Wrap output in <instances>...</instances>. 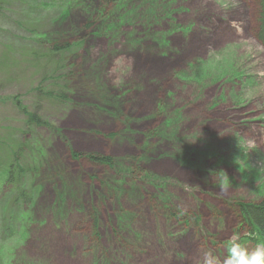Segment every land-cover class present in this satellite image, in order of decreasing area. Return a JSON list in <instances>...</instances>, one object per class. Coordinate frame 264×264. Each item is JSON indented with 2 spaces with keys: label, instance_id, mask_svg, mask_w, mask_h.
Wrapping results in <instances>:
<instances>
[{
  "label": "rangeland",
  "instance_id": "374dc122",
  "mask_svg": "<svg viewBox=\"0 0 264 264\" xmlns=\"http://www.w3.org/2000/svg\"><path fill=\"white\" fill-rule=\"evenodd\" d=\"M1 5L0 264L223 259L246 233L238 204L264 198L256 0ZM56 42L68 51L47 64ZM58 64L68 98L48 101L39 94L54 78H43ZM31 112L46 124L26 126ZM20 143L25 203L4 182Z\"/></svg>",
  "mask_w": 264,
  "mask_h": 264
},
{
  "label": "trees",
  "instance_id": "16d2710c",
  "mask_svg": "<svg viewBox=\"0 0 264 264\" xmlns=\"http://www.w3.org/2000/svg\"><path fill=\"white\" fill-rule=\"evenodd\" d=\"M63 1V0H61ZM107 1V0H105ZM3 0H0V11L2 9L1 3ZM257 6H258V37L260 38L261 42L264 45V0H256ZM67 5H69L67 3ZM88 14H93L95 12L93 11V7L90 6V4L87 5ZM68 43H58L56 42L52 46H48V50L45 53H41V57L44 58V60L47 62L52 61V59L55 58L56 55L60 54L63 55L68 51ZM55 61V60H54ZM61 65L58 64L56 68L52 70V73L49 76L44 75L45 78H43L44 81H47V79L54 78V82H49L46 87H44L42 92H40V96L42 98H45L46 100H53V101H66L68 98V95H66L67 89L70 90V82L66 81L65 84V90L62 87L61 90L57 89V84H61V81L64 79H68V74H59L58 71H60ZM59 80L60 83H59ZM69 83V84H68ZM41 89V88H40ZM104 100L109 101V96L105 95ZM38 112H31L26 114V126L34 125V126H42L45 125L43 120L40 119ZM23 146L20 143V147L13 152V157L10 162L9 167L7 168V173L5 176L4 182L7 184V187L9 189V192H15L16 197L20 198V200L25 202H31L32 201V195L28 190L24 187L25 183L24 180L27 176H29L31 173L29 171L31 170L26 163V161L22 160V154H23ZM73 156L77 157L78 155L76 153H73ZM91 159V161L99 164H111L110 160L111 158L107 156H97V155H88ZM11 188V189H10ZM15 191H12L14 190ZM238 208L240 211V215L242 217V224L246 227V233H244L240 238L241 242L243 244H251L253 246H256L257 244L264 243V198L258 201L257 203H240L238 204Z\"/></svg>",
  "mask_w": 264,
  "mask_h": 264
},
{
  "label": "clouds",
  "instance_id": "9594fccd",
  "mask_svg": "<svg viewBox=\"0 0 264 264\" xmlns=\"http://www.w3.org/2000/svg\"><path fill=\"white\" fill-rule=\"evenodd\" d=\"M116 64H124L123 57L118 59ZM128 66L129 68L131 66L130 60ZM121 82L119 79L115 81L116 85ZM225 247L226 255L223 259L218 257L211 249L202 250L199 264H264V243L257 244L254 248L249 249L241 242L239 234L233 233Z\"/></svg>",
  "mask_w": 264,
  "mask_h": 264
}]
</instances>
